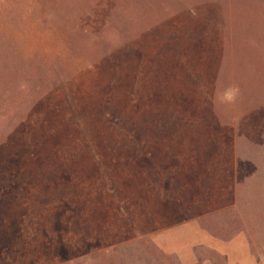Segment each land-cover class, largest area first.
Returning a JSON list of instances; mask_svg holds the SVG:
<instances>
[{"label":"rangeland","instance_id":"1","mask_svg":"<svg viewBox=\"0 0 264 264\" xmlns=\"http://www.w3.org/2000/svg\"><path fill=\"white\" fill-rule=\"evenodd\" d=\"M261 115L264 0H0V264L155 255L122 242L128 192L191 130L240 147L264 241Z\"/></svg>","mask_w":264,"mask_h":264},{"label":"crops","instance_id":"2","mask_svg":"<svg viewBox=\"0 0 264 264\" xmlns=\"http://www.w3.org/2000/svg\"><path fill=\"white\" fill-rule=\"evenodd\" d=\"M253 133L264 137L258 127ZM225 142L206 130L147 140L137 190L128 192L122 242L155 255L123 264H264L258 214L246 207L259 199L258 177L240 175V147Z\"/></svg>","mask_w":264,"mask_h":264},{"label":"trees","instance_id":"3","mask_svg":"<svg viewBox=\"0 0 264 264\" xmlns=\"http://www.w3.org/2000/svg\"><path fill=\"white\" fill-rule=\"evenodd\" d=\"M147 3L150 4H158L160 2L161 6H167L170 5V3H176V4H187L190 2V0H145Z\"/></svg>","mask_w":264,"mask_h":264}]
</instances>
